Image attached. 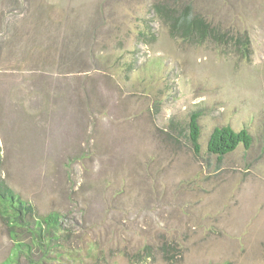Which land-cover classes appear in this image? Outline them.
Segmentation results:
<instances>
[{"label": "rangeland", "instance_id": "374dc122", "mask_svg": "<svg viewBox=\"0 0 264 264\" xmlns=\"http://www.w3.org/2000/svg\"><path fill=\"white\" fill-rule=\"evenodd\" d=\"M186 6L218 40L172 31ZM225 124L254 140L219 158ZM0 145L62 217L50 264H264V0H0Z\"/></svg>", "mask_w": 264, "mask_h": 264}, {"label": "trees", "instance_id": "16d2710c", "mask_svg": "<svg viewBox=\"0 0 264 264\" xmlns=\"http://www.w3.org/2000/svg\"><path fill=\"white\" fill-rule=\"evenodd\" d=\"M172 17V31L183 38L218 40L219 31L210 21L192 11L190 6L179 10ZM200 111L191 114L189 136L197 153L200 152ZM252 133L243 127L239 130L229 124L216 126L208 139L207 149L222 158L240 144L250 147L253 144ZM2 148L0 145V163ZM0 215L3 218L14 242L11 253L0 264H50L55 246L63 238L64 222L58 213L48 216L38 215L34 205L20 197L0 174Z\"/></svg>", "mask_w": 264, "mask_h": 264}]
</instances>
